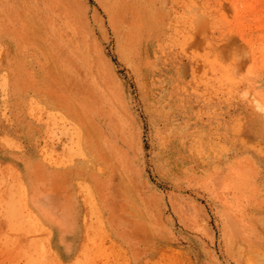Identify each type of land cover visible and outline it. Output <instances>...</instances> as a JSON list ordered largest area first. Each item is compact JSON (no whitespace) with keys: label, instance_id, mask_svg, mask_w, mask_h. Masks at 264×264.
Returning <instances> with one entry per match:
<instances>
[{"label":"rangeland","instance_id":"1","mask_svg":"<svg viewBox=\"0 0 264 264\" xmlns=\"http://www.w3.org/2000/svg\"><path fill=\"white\" fill-rule=\"evenodd\" d=\"M80 2L93 39L126 87L141 126L145 167L155 186L165 193L173 188L154 169L151 158L157 147L175 170L215 166L234 156L247 158L255 168L256 216L264 234V64L253 65L252 54L259 62L263 54L262 37L255 36L251 26L264 22V0ZM114 16L128 34L127 46H118ZM1 47L0 42V264H201L194 245L180 234L157 243L146 259L128 257L110 231L99 226L92 210L86 215V232L71 241L75 252L67 257L55 238L49 244L46 233L18 212V158L30 153L48 162L77 163L81 138L59 109L34 98L23 106L30 117L26 127L12 116ZM251 83L256 89H250ZM193 196L203 205L213 231V243L207 242L223 264H230L222 255L211 203L202 193ZM178 229L176 224L175 232ZM232 264L261 263L242 250Z\"/></svg>","mask_w":264,"mask_h":264},{"label":"bare ground","instance_id":"2","mask_svg":"<svg viewBox=\"0 0 264 264\" xmlns=\"http://www.w3.org/2000/svg\"><path fill=\"white\" fill-rule=\"evenodd\" d=\"M111 20L119 48L127 46L128 34L115 16ZM251 26L262 37V62L252 54L257 67L264 64V22ZM93 35L80 0H0L5 92L12 116L27 125L30 117L23 106L34 98L59 109L81 138L77 163L48 162L30 153L18 158V212L46 233L49 244L55 238L67 257L75 252L71 241L86 232V215L92 210L128 257L146 259L157 243L180 234L194 245L201 264H223L210 246L213 231L205 209L193 196L202 193L214 210L226 262L238 261L241 251L248 250L264 264L254 164L234 156L215 166L175 170L157 144L154 169L173 187L168 193L159 190L145 167L141 126L126 87ZM250 89H256L253 83Z\"/></svg>","mask_w":264,"mask_h":264}]
</instances>
